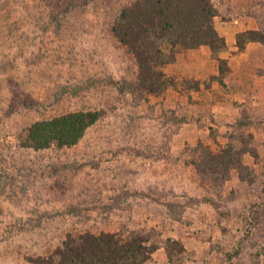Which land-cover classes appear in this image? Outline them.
I'll return each instance as SVG.
<instances>
[{"label":"rangeland","instance_id":"obj_1","mask_svg":"<svg viewBox=\"0 0 264 264\" xmlns=\"http://www.w3.org/2000/svg\"><path fill=\"white\" fill-rule=\"evenodd\" d=\"M75 1L0 0V264H33L27 253H46L71 228L126 227L182 241L147 264H264V44L236 46L238 31L264 23V0H214L216 26L234 40L220 53L224 84L204 45L168 64L177 85L147 99L106 81L138 74L111 30L129 0L68 10ZM83 108L106 113L78 144H18L31 121ZM200 142L255 151L217 185L192 163Z\"/></svg>","mask_w":264,"mask_h":264},{"label":"trees","instance_id":"obj_2","mask_svg":"<svg viewBox=\"0 0 264 264\" xmlns=\"http://www.w3.org/2000/svg\"><path fill=\"white\" fill-rule=\"evenodd\" d=\"M88 2L77 0L67 9ZM219 14L214 0L127 1L113 20L111 30L135 57L138 74L133 79L116 80L110 77L106 81L115 84L124 95L132 93L146 99L151 95H162L170 86L177 85L166 73L165 67L175 62L183 50L206 45L219 61L220 73L214 78L224 84L230 67L228 59L221 57L220 53L228 49L229 44L216 26L215 18ZM49 17L48 23L58 18L53 14ZM36 19L38 21L39 18ZM251 42L264 44V23L236 33L237 51H246ZM199 86L197 82L196 87ZM105 113L104 108H83L36 119L24 128L18 144L34 150L72 147ZM254 151L252 146L238 147L231 142L219 152L200 142L193 147L192 163L205 181L223 185L233 168L244 167V155L254 154ZM168 206L173 207V204ZM162 245L169 249L183 247L182 241L163 238L156 229L71 228L62 241L46 253H27L26 258L33 264H147ZM237 253H230L229 260Z\"/></svg>","mask_w":264,"mask_h":264},{"label":"crops","instance_id":"obj_3","mask_svg":"<svg viewBox=\"0 0 264 264\" xmlns=\"http://www.w3.org/2000/svg\"><path fill=\"white\" fill-rule=\"evenodd\" d=\"M228 40V43L229 44H232V43H234V40L232 39V38H230V39H227Z\"/></svg>","mask_w":264,"mask_h":264}]
</instances>
